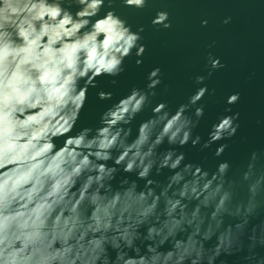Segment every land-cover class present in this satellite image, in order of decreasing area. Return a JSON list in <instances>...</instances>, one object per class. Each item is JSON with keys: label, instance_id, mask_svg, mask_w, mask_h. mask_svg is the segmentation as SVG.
<instances>
[{"label": "clouds", "instance_id": "9594fccd", "mask_svg": "<svg viewBox=\"0 0 264 264\" xmlns=\"http://www.w3.org/2000/svg\"><path fill=\"white\" fill-rule=\"evenodd\" d=\"M104 3L0 0V264H216L221 255L245 252V264H264V169L257 170L264 152L251 153L242 174L248 198L236 202L228 162L210 174L182 166L183 154L157 151L165 140L200 142L199 136L192 139V129L204 107H195V120L186 112L207 86L175 114L158 104L130 141L127 126L161 83L160 69H154L147 91L133 88L101 114L99 127L73 134L88 86L96 87L97 77H118L133 49L138 57L145 52L142 27L133 32L114 11L93 21ZM146 3L123 0L135 9ZM152 24L170 28L169 14L157 12ZM207 59V76H195L197 85L224 67L211 53ZM111 97L98 93L100 100ZM239 98L232 94L227 103ZM238 117L222 116L203 148L234 136ZM227 147L221 145L216 156ZM118 167L146 180L144 188L126 179L113 187ZM165 168L172 173L166 184L148 179L153 169ZM226 217L234 223L226 224ZM165 245L170 247L162 250Z\"/></svg>", "mask_w": 264, "mask_h": 264}, {"label": "water", "instance_id": "95a60500", "mask_svg": "<svg viewBox=\"0 0 264 264\" xmlns=\"http://www.w3.org/2000/svg\"><path fill=\"white\" fill-rule=\"evenodd\" d=\"M77 10L75 6L71 9L73 13ZM108 11H114L125 20L133 32L141 27L144 29L139 43L145 46V52L138 57L136 49H133L132 55L125 58L124 71L118 77H97L94 81L97 86H88L86 103L73 134L86 127L93 130L99 127L101 114L129 95L133 88L147 91L148 76L154 69H160L161 83L153 90L156 95L150 96L149 103L127 126L132 129L130 141L136 137L140 124L153 118L152 109L158 104L165 103L170 115L175 114L199 87L207 86L208 93L186 112L195 120V107H204V115L192 129V139L199 136L200 142L193 146L190 139L180 146L170 145L165 140L157 151L164 153L171 150L183 154L182 166L192 164L210 174L217 170L220 163L228 162V179L235 181V201L246 202L248 190L242 174L251 153L264 152V0H147L143 9L126 7L123 0H113L109 7L108 0H105L93 21L102 18ZM159 11L169 14L170 28L152 24ZM226 18H230L227 24L223 22ZM205 20L207 24L203 25ZM209 53L218 58L224 67L214 70L210 78L197 85L194 83L195 76H207ZM137 59L142 61L140 65L136 64ZM112 79H116L117 83L112 84ZM84 83L81 80L80 86L83 87ZM101 91L111 93V99L100 100L98 93ZM236 93L240 97L238 102L228 104V98ZM236 113H239L235 120L239 124L236 134L203 148L213 125L222 116H234ZM63 140L61 137L55 141L58 147ZM224 144L228 147L216 156L217 149ZM108 164L113 166L114 161L110 160ZM261 169H264V157L257 163V170ZM170 175L172 173L167 168L159 173L153 169L148 179L164 185ZM125 179L135 181L139 189L146 184V180L139 179L136 173H125L118 167L113 187H119ZM259 213L264 219V199H261ZM225 223L234 221L226 217ZM212 243L214 241L207 246ZM168 247L170 245H165L162 250ZM245 254L221 255L216 264H245L241 259ZM111 255L114 258L115 252Z\"/></svg>", "mask_w": 264, "mask_h": 264}]
</instances>
